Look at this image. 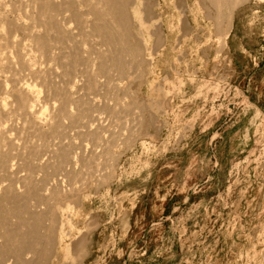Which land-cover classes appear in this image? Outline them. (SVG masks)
<instances>
[{
    "label": "bare ground",
    "instance_id": "1",
    "mask_svg": "<svg viewBox=\"0 0 264 264\" xmlns=\"http://www.w3.org/2000/svg\"><path fill=\"white\" fill-rule=\"evenodd\" d=\"M247 2L0 0V264L89 255L86 190L115 179L117 149L164 128L170 71L183 88L199 71L186 49H225ZM163 67V83L152 81Z\"/></svg>",
    "mask_w": 264,
    "mask_h": 264
},
{
    "label": "rangeland",
    "instance_id": "2",
    "mask_svg": "<svg viewBox=\"0 0 264 264\" xmlns=\"http://www.w3.org/2000/svg\"><path fill=\"white\" fill-rule=\"evenodd\" d=\"M263 1L238 7L222 51L186 49L193 82L185 74L182 88L165 67L152 77L172 80L164 128L118 147L115 179L84 192L79 227L93 235L82 264H264Z\"/></svg>",
    "mask_w": 264,
    "mask_h": 264
}]
</instances>
